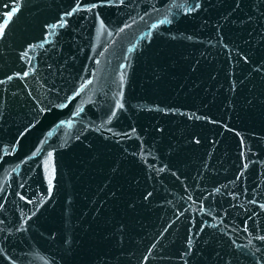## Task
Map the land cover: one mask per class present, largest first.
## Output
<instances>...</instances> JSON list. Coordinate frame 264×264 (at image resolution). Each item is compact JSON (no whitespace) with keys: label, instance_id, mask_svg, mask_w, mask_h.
Masks as SVG:
<instances>
[{"label":"water","instance_id":"water-1","mask_svg":"<svg viewBox=\"0 0 264 264\" xmlns=\"http://www.w3.org/2000/svg\"><path fill=\"white\" fill-rule=\"evenodd\" d=\"M0 27V264H264V0H0Z\"/></svg>","mask_w":264,"mask_h":264},{"label":"snow or ice","instance_id":"snow-or-ice-1","mask_svg":"<svg viewBox=\"0 0 264 264\" xmlns=\"http://www.w3.org/2000/svg\"><path fill=\"white\" fill-rule=\"evenodd\" d=\"M15 11H16V9H13V12H15ZM69 15H70V13H69ZM10 18H11V13L9 14L8 19H6L4 21L5 25L8 23V21L10 20ZM53 27H55V26H53ZM3 30H4L3 27H0V35L3 34ZM25 75H27V73H25ZM49 184L51 185V178L49 179Z\"/></svg>","mask_w":264,"mask_h":264}]
</instances>
